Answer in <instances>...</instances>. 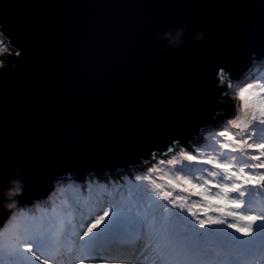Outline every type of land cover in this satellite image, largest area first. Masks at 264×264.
Listing matches in <instances>:
<instances>
[{"label": "water", "instance_id": "obj_1", "mask_svg": "<svg viewBox=\"0 0 264 264\" xmlns=\"http://www.w3.org/2000/svg\"><path fill=\"white\" fill-rule=\"evenodd\" d=\"M0 20L27 51L0 70V227L65 177L138 169L174 138L190 146L236 111L230 91L211 94L210 63L226 61L232 83L264 63V0H0ZM181 27L170 46L163 34Z\"/></svg>", "mask_w": 264, "mask_h": 264}, {"label": "snow or ice", "instance_id": "obj_2", "mask_svg": "<svg viewBox=\"0 0 264 264\" xmlns=\"http://www.w3.org/2000/svg\"><path fill=\"white\" fill-rule=\"evenodd\" d=\"M0 28L3 29L0 31L7 38L9 47V52L0 57L6 62V70L13 58L19 63L27 56V51L16 50L23 48V45L12 37L6 22L0 20ZM4 43L0 40V47ZM261 45L264 48V20L261 23ZM260 55L264 56V51ZM210 71L213 81L211 94L223 103L227 93L234 90L231 82L234 79L233 70L226 61L215 60L210 63ZM2 77L3 73H0V95L6 87ZM251 93V85L240 89L239 97L244 101L242 115L228 122L238 130L250 129L245 132L247 138H238L228 130L218 132V136L224 138L218 149L229 154H239V160L237 155H232L231 159L218 156L205 158L184 149L176 154L180 140L174 138L166 152L149 150L147 157L133 162V167L138 163L141 174L132 176L131 180L154 208L151 216L141 218V223L157 235L155 251L160 264H213L208 258H218L220 254L215 250L196 247L194 238L207 234L209 230L215 233L218 228L232 230L226 236L229 244L237 251L250 250L257 245L264 251V105L259 108L250 106L248 96ZM220 114L213 110L214 119ZM169 153L176 155L168 159ZM158 155L165 158L157 160ZM195 164L210 165L220 170L228 182L206 179L198 183L191 175L183 174L188 166ZM160 165L180 167L175 176H160L161 180L166 181L164 184L157 183L152 175L162 171ZM217 175V172L212 173L214 177ZM213 188L219 190L214 195L210 194ZM176 189L202 197L203 202L188 205L186 197L173 196V190ZM124 212L125 205L120 200H109L87 209V219L82 221L86 227L79 232L70 223H62L55 235L43 227H25L16 233L7 249L0 245V256L6 254L11 264H31L33 260L40 264H68L69 260L76 264H105L108 259L117 257L101 256L98 253L111 250L117 243L123 231L121 218ZM184 212L189 214L190 220L183 215ZM157 213L160 217L159 226ZM177 224L183 225L185 234L175 230ZM72 235L76 236L75 241L70 239ZM226 257L216 259L215 264H233L235 257L227 254Z\"/></svg>", "mask_w": 264, "mask_h": 264}, {"label": "rangeland", "instance_id": "obj_3", "mask_svg": "<svg viewBox=\"0 0 264 264\" xmlns=\"http://www.w3.org/2000/svg\"><path fill=\"white\" fill-rule=\"evenodd\" d=\"M233 89L230 91L229 96L233 98V103L235 101L236 111L230 117H224L223 120L218 123V125L210 126L201 137L191 143V145H179L177 146V153L180 149L193 151L194 154L208 157V156H218L221 159H231L232 155H237L238 160L240 159L239 154H229L225 153L222 149H218V145L222 142L224 138L218 136V132L222 130L232 131L237 135L238 138H247L245 136V132L250 131V129H236L233 125H230L228 122L232 119H235L242 115L241 108L243 106L244 101L239 99V91L241 88L252 86V89H256L259 94V99L264 97V64H259L258 66L253 67L249 70L246 76L243 77L242 80L232 83ZM259 142V141H256ZM218 149V150H217ZM174 153H169L167 155L168 159H171ZM255 154V153H253ZM163 156H157V160L163 159ZM187 164V162H185ZM162 171L158 173H154L153 179L156 180L157 183H164L166 181L161 180L160 176L169 175L174 176V172L177 174L179 171V165H160ZM213 172H217V176H212ZM126 173V175H125ZM140 170L131 169L128 172H123L122 169H119L114 175H102L101 177L97 176H87L85 177L83 182L75 183L73 179H65L63 178L61 181L64 182L63 186H59L52 190L51 195L46 196L42 200H38L35 202L31 208H21L14 211V215H12L9 223H6L4 228H0V245H3L5 249L12 242L16 233L23 228V222H29L31 219L40 218L44 221L40 222L42 227L50 231H54L57 234L58 230L62 223H70L74 226L82 225L86 227V225L82 224L84 219H87V209L93 206H97L98 203H104L109 200H120L125 205V212L121 218L122 228H126L128 225H132L134 221L139 222L142 217H145L144 214L147 212L146 209L149 207H153L151 205V201L148 200L141 192H139L135 185L133 184L131 177L134 175H140ZM185 175H191L192 178L198 182L203 183L206 179H212L215 182L219 183H227L228 181L224 179L223 173L220 170L215 169L210 165H190L187 170L183 173ZM257 175L259 172L256 173ZM60 181V180H59ZM58 181V182H59ZM57 182L54 186H56ZM90 189V190H89ZM59 190V191H57ZM89 190V191H88ZM219 191L218 189L213 188L210 194H215V192ZM103 192H107L108 196H106ZM49 193V194H50ZM62 195L63 198L60 197ZM173 196H184L186 197V203L191 205L193 203H202V197L192 195L190 193L182 192L179 189L173 190ZM53 198V199H52ZM168 203V202H162ZM179 203V201H177ZM43 207H39L40 205ZM170 206V205H169ZM33 208H37L38 212H32ZM43 208V209H42ZM125 214H129L131 220L127 223L123 222L122 219ZM211 215H220L219 213H210ZM184 216L188 217L190 220L191 217L187 212L183 213ZM157 218L159 214H156ZM39 220V219H38ZM143 225V232L145 233V229L147 226ZM132 227H137L134 225ZM175 230L180 234H185V229L183 225L177 224ZM231 229L218 228L213 233L212 230L203 236L198 237V240L204 238H208L207 242L204 244V247L207 244H210L211 241L215 240L216 237H220L222 241V246H218L217 252L220 254L219 259L227 258L228 256L235 257L233 264H247L253 258L251 255L253 252L250 250H246L244 252L237 251L229 244V238L226 236V233H231ZM6 233V234H4ZM127 233H130L127 231ZM9 235V238H6L4 241L1 240L2 237ZM235 235L239 236V233ZM12 238L10 239V237ZM145 240L142 245L148 246L149 244H153V247L156 248L158 239L152 234L147 237L144 235ZM150 238V239H148ZM242 239H247V237H242ZM10 241V242H9ZM255 254V253H254ZM153 262L160 264L159 258L156 254L155 249H153L152 253ZM210 260L215 264L217 257H209ZM36 264H40L39 261L33 260ZM11 264L9 257L4 254L0 256V264ZM261 264H264V261H261Z\"/></svg>", "mask_w": 264, "mask_h": 264}, {"label": "bare ground", "instance_id": "obj_4", "mask_svg": "<svg viewBox=\"0 0 264 264\" xmlns=\"http://www.w3.org/2000/svg\"><path fill=\"white\" fill-rule=\"evenodd\" d=\"M258 65L259 64H257L256 66H258ZM248 97H249L248 98L249 105L250 106H255L256 108H259V106H260V99H259V94L257 93L256 89H252V93L249 94ZM125 175H126V173H125ZM175 175H176V173L174 172V176ZM78 182H83V181H80V180L79 181H75V183H78ZM63 184H65V183L60 180L59 182H57L56 186L53 187V190H54V188H57L59 186H63ZM35 210H37V208H33L32 209V212H34ZM146 211L147 212L144 214V216H151L153 214V212H154V208L153 207H149V208L146 209ZM129 220H131L129 214H125V216L123 217L122 221L125 222V223H127ZM42 221H44V219L41 220L40 218H37V219H31L29 222H23L22 224L24 226L29 227V228H35V227H41L40 222H42ZM138 223L141 226V219H140V221ZM159 224H160V218H157V226H159ZM131 227L132 226L128 225V230L131 229ZM137 229H139V227H137ZM4 234H6V233H4ZM152 234H154V236L156 237V239H158L157 238V235L155 234V232H153L152 230H150L148 227H147V229H145V233H143V235H145L147 237L151 236ZM6 238H9V235H7L5 237H2L1 240L4 241ZM11 238H12V236L10 237V239ZM120 238H121V235H120L119 239ZM148 239H150V238H148ZM142 240H145V239L142 238ZM207 240H208V238H204V237H203V239H200V240H198V237H195L194 238L195 245L198 248L211 249V250H215L217 252V250L219 249L218 246L219 247L222 246V244H221L222 241H220L221 238L220 237H216L215 240L211 241L210 244H207L204 247V244L207 242ZM114 245L115 246L117 245V247H116L115 251L112 254L108 255L109 257L119 256V255H122V256H126L127 255L123 247H120L117 243L114 244ZM256 247H258V249H260L258 245ZM127 256H129V255H127ZM125 258L127 259L128 257H125ZM208 259L210 260V258H208ZM3 264H6V262H3ZM31 264H36V263L34 261H32Z\"/></svg>", "mask_w": 264, "mask_h": 264}, {"label": "clouds", "instance_id": "obj_5", "mask_svg": "<svg viewBox=\"0 0 264 264\" xmlns=\"http://www.w3.org/2000/svg\"><path fill=\"white\" fill-rule=\"evenodd\" d=\"M184 32L185 30L182 27L175 30V32H173L172 30H169L163 34V39L168 40L170 46H179L184 36ZM197 38L203 39V34H199ZM0 40H3L5 42L4 45L0 47V57H3L5 54L9 52V47H8L7 38L3 36L2 31H0ZM6 67L7 65H6L5 60L0 59V70H4ZM260 105H264V97L261 98ZM22 193H23L22 182L19 180L12 181L11 187L7 190V193H6V196L8 197V200L10 201L9 203H7L6 207L9 209L14 208L16 204V201L14 198L22 195ZM7 223H9V221ZM0 228L2 229L4 227H0Z\"/></svg>", "mask_w": 264, "mask_h": 264}, {"label": "trees", "instance_id": "obj_6", "mask_svg": "<svg viewBox=\"0 0 264 264\" xmlns=\"http://www.w3.org/2000/svg\"><path fill=\"white\" fill-rule=\"evenodd\" d=\"M214 195V194H213Z\"/></svg>", "mask_w": 264, "mask_h": 264}]
</instances>
